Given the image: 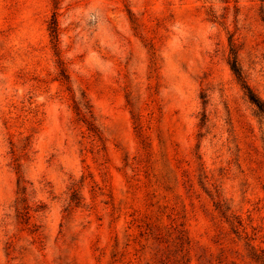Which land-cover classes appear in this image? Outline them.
<instances>
[{"label": "rangeland", "instance_id": "obj_1", "mask_svg": "<svg viewBox=\"0 0 264 264\" xmlns=\"http://www.w3.org/2000/svg\"><path fill=\"white\" fill-rule=\"evenodd\" d=\"M231 44L264 101V0H0V264H263Z\"/></svg>", "mask_w": 264, "mask_h": 264}, {"label": "trees", "instance_id": "obj_2", "mask_svg": "<svg viewBox=\"0 0 264 264\" xmlns=\"http://www.w3.org/2000/svg\"><path fill=\"white\" fill-rule=\"evenodd\" d=\"M50 29H51L53 39L56 43L55 48H56V50H58L57 47H58V41H59V34H58L57 18L53 19V22L51 23ZM60 65H61V79L68 81V76L66 74L65 68H63L62 62H60ZM229 65H230L231 71L233 72L236 79L238 80V82L240 83L242 88L244 89L245 94L248 97L249 101L256 107L258 115L260 117L264 118V101L262 99H260L258 97V95L253 91V89L247 84L244 73H243L242 68H241L239 61H238L237 51H236L235 47L233 46V44H231ZM83 107H85L87 112L91 113V110H90L91 106H89V105L87 106V102L85 104H83L81 102L75 103V110H76L77 114L80 116L81 120L84 121L88 125L89 130L94 132V134L96 136L100 137L98 129L94 126L92 121L88 120L87 114H86L87 112L83 111V109H84ZM262 261L264 264V259Z\"/></svg>", "mask_w": 264, "mask_h": 264}]
</instances>
